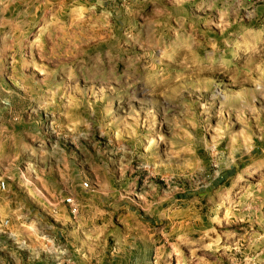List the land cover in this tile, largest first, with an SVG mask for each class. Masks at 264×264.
<instances>
[{
  "label": "rangeland",
  "instance_id": "374dc122",
  "mask_svg": "<svg viewBox=\"0 0 264 264\" xmlns=\"http://www.w3.org/2000/svg\"><path fill=\"white\" fill-rule=\"evenodd\" d=\"M0 182V264H264V0H0Z\"/></svg>",
  "mask_w": 264,
  "mask_h": 264
},
{
  "label": "built area",
  "instance_id": "2783aa9c",
  "mask_svg": "<svg viewBox=\"0 0 264 264\" xmlns=\"http://www.w3.org/2000/svg\"><path fill=\"white\" fill-rule=\"evenodd\" d=\"M0 189H4V183L3 182H0ZM66 204L75 211V206H74V203L72 202V200L67 199ZM4 225H7V222H4Z\"/></svg>",
  "mask_w": 264,
  "mask_h": 264
}]
</instances>
